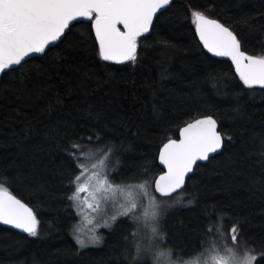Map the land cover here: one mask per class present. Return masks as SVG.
I'll return each instance as SVG.
<instances>
[{"label":"trees","instance_id":"trees-1","mask_svg":"<svg viewBox=\"0 0 264 264\" xmlns=\"http://www.w3.org/2000/svg\"><path fill=\"white\" fill-rule=\"evenodd\" d=\"M190 8L207 10L230 26L249 54H264V0H173L149 39L142 38L135 64L101 61L90 42L60 44L47 57L2 75L0 182L33 209L40 224L36 236L0 225V264H130L134 228L125 219L105 233L99 247L81 249L76 243L79 216L67 198L70 158L63 146L68 138L102 137L92 147L114 146L116 184L152 183L163 172V143L177 139L185 122L205 115L217 120L224 147L196 167L183 191L167 198L172 207L162 217L166 244L178 255L184 249L187 258L210 240L207 229L215 230L219 217L225 228L238 223L259 249L264 89L245 87L229 62L203 49ZM86 25L78 24L74 37L83 40ZM189 194L197 197L190 207L184 206Z\"/></svg>","mask_w":264,"mask_h":264},{"label":"snow or ice","instance_id":"snow-or-ice-1","mask_svg":"<svg viewBox=\"0 0 264 264\" xmlns=\"http://www.w3.org/2000/svg\"><path fill=\"white\" fill-rule=\"evenodd\" d=\"M172 4L173 0H0V74L17 71L14 66L23 69L29 62L28 58L34 55L47 57L52 48L60 44L73 48L79 43L90 42L101 61L116 65L135 64L142 38L144 41L149 39L154 22L163 15L162 10L167 11ZM85 22H88L87 34L80 40L74 37L73 29ZM190 22L203 48L212 56L229 58L245 87L264 89V54H249L243 50L235 31L219 19L212 18L207 10L190 8ZM245 23H248L247 19ZM24 75L27 76V73ZM93 139L103 143L102 137L89 136L87 140L83 137L75 140L68 138L67 145L63 146L70 158L69 184L72 189L67 198L74 202L81 199L86 202L81 193L95 199L98 193L116 187L114 180H109L106 173L102 175L99 171L115 154V148L105 145L100 150L101 158L92 147ZM223 143L224 137L217 130V120L212 115L198 116L185 122L179 129V137L167 139L159 149V163L166 172L152 181L154 190L163 196H171L183 189L197 162H210L212 154L218 153ZM4 179L6 181L10 177ZM148 183L145 181L137 187L154 202L147 192ZM189 195L191 198L184 206L196 203V195ZM137 207V203L132 202L123 215H134ZM117 218L113 216V222ZM217 219L220 221L218 227L207 229L211 241H206L187 259L184 258L185 250L180 249L178 264H201V258L208 253H212L211 264H260L264 261V242L257 249L241 234L242 228L238 223L225 228L223 221L219 217ZM0 224L10 225L29 236L38 234L40 224L33 209L18 199L5 182H0ZM154 231L157 248L166 250L170 255L177 253L176 248L165 243L167 233L160 229ZM74 236L80 248L97 245L102 239L96 234L87 239L75 233ZM150 251L137 245L130 264H139ZM152 259L155 264V257ZM205 264H208L207 260Z\"/></svg>","mask_w":264,"mask_h":264},{"label":"rangeland","instance_id":"rangeland-1","mask_svg":"<svg viewBox=\"0 0 264 264\" xmlns=\"http://www.w3.org/2000/svg\"><path fill=\"white\" fill-rule=\"evenodd\" d=\"M95 151L97 155H101L100 150ZM101 158H103L102 155ZM111 160L112 156L106 161L105 167L99 169L102 175L105 173L107 174L109 180H112L111 175L114 172ZM115 185L116 187L114 188H107L105 191L98 193L95 199L87 193H81V197L86 198V202L85 199L76 202L73 201L79 216V220L74 228L75 235H79L84 239H87L93 234L100 236L102 239L99 244L86 247L96 248L101 246L105 233L112 230L119 220L125 219L129 221L134 228V236L131 244L132 249H135V253L137 245H140L141 248L145 250L151 249V251L147 253L145 259L139 263L153 264L152 258L154 256L155 264H178L180 255L177 253L170 255L166 250L155 246L156 233L154 229L163 231L162 217L171 211L169 209L172 206H169L167 198L163 199L156 196V193H154L155 191H153V183H148L147 192L154 198V202L150 201L149 196L144 195V191L137 187L139 184L121 185L115 183ZM129 193H131V195ZM178 200L180 201V199ZM132 202L138 205L134 215H123L124 210L129 207ZM89 205H92V207H89ZM113 216L118 217L115 222L112 220ZM105 224L111 226L105 227ZM211 238L209 241H211ZM211 256L212 253H208L205 257H202L201 264H205L206 260L208 264H211ZM260 264H262V262Z\"/></svg>","mask_w":264,"mask_h":264},{"label":"water","instance_id":"water-1","mask_svg":"<svg viewBox=\"0 0 264 264\" xmlns=\"http://www.w3.org/2000/svg\"><path fill=\"white\" fill-rule=\"evenodd\" d=\"M163 11V10H162ZM159 15V14H158ZM85 23H88V22H85ZM197 38H198V40H199V37L197 36ZM200 42V41H199ZM201 44V43H200ZM201 46L203 47V45L201 44ZM204 49V48H203ZM205 51H206V49H204ZM207 52V51H206ZM208 53V52H207ZM211 57H213V58H215V59H218V60H223V61H227V62H229L231 65H232V62H231V60L229 59V58H227V57H215V56H212V54H210V53H208ZM34 58H40V56L37 54V55H34L33 57H31V58H28V60H31V59H34ZM107 63H110V62H107ZM110 64H112V63H110ZM14 67H17L18 68V66H14ZM232 67H233V69H234V71H235V67H234V65H232ZM2 75L3 74H0V80H1V78H2ZM257 88H259L258 86H257ZM217 130L218 131H220V128H219V124H218V122H217ZM223 147H224V143H223V146H222V148L219 150V152L218 153H215V154H212V156L210 157V159L211 158H214L215 156H217L218 154H220L221 152H222V150H223ZM158 163H159V157H158ZM206 163H208V162H205V161H198L197 162V165L196 166H194V171H195V169H196V167L199 165V164H206ZM159 166L162 168V170H163V172H162V174L164 173V172H166V169L164 168V166L163 165H161L160 163H159ZM194 171L192 172V173H189V178L194 174ZM162 174H160V175H162ZM159 175V176H160ZM159 176L156 178V179H158L159 178ZM189 178H186V184H187V181H188V179ZM186 184H185V187H186ZM153 186H154V184H153ZM155 187V186H154ZM185 187L183 188V189H180V190H178L177 191V193H172L171 194V196H163V195H161L159 192H156L155 190V193L159 196V197H162V198H168V197H173V196H175V195H177L178 193H180L181 191H183L184 189H185ZM19 199V198H18ZM23 202V201H22ZM25 203V202H24ZM1 226H3V227H5V228H8V229H10V230H13V231H15V232H18V233H20V234H22V235H27V236H29L27 233H24L23 231H21V230H19V229H16V228H14V227H12V226H10V225H4V224H0Z\"/></svg>","mask_w":264,"mask_h":264}]
</instances>
